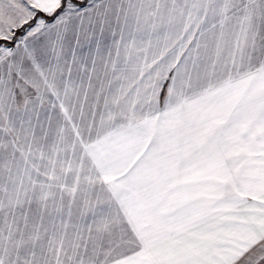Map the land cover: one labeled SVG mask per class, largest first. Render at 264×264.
<instances>
[{"label": "snow or ice", "instance_id": "1", "mask_svg": "<svg viewBox=\"0 0 264 264\" xmlns=\"http://www.w3.org/2000/svg\"><path fill=\"white\" fill-rule=\"evenodd\" d=\"M0 264H264V0H0Z\"/></svg>", "mask_w": 264, "mask_h": 264}]
</instances>
